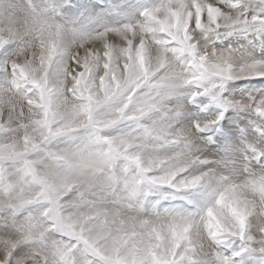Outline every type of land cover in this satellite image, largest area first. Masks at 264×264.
<instances>
[{"label":"snow or ice","instance_id":"snow-or-ice-1","mask_svg":"<svg viewBox=\"0 0 264 264\" xmlns=\"http://www.w3.org/2000/svg\"><path fill=\"white\" fill-rule=\"evenodd\" d=\"M0 264H264V0H0Z\"/></svg>","mask_w":264,"mask_h":264}]
</instances>
